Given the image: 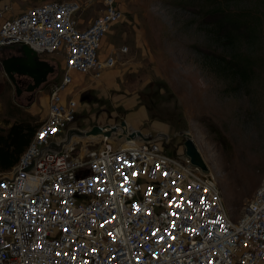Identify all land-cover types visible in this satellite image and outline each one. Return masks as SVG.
<instances>
[{
	"label": "built area",
	"instance_id": "2783aa9c",
	"mask_svg": "<svg viewBox=\"0 0 264 264\" xmlns=\"http://www.w3.org/2000/svg\"><path fill=\"white\" fill-rule=\"evenodd\" d=\"M98 1L100 12L81 26L75 1L11 15L0 0V49L25 45L63 58L61 76L47 83L46 119L18 162L0 171V264H264V177L233 220L209 168L163 137L112 136L115 126L98 134L95 149L65 147L76 128V100L65 96L74 74L99 78L115 62L99 49L122 20L118 0Z\"/></svg>",
	"mask_w": 264,
	"mask_h": 264
},
{
	"label": "rangeland",
	"instance_id": "374dc122",
	"mask_svg": "<svg viewBox=\"0 0 264 264\" xmlns=\"http://www.w3.org/2000/svg\"><path fill=\"white\" fill-rule=\"evenodd\" d=\"M4 1L11 15L75 1L81 26L100 12L98 0ZM117 7L122 20L99 49L114 65L100 78L76 74L65 94L76 100L72 127L116 126L112 136L139 131L167 139L174 152L187 134L236 220L264 177V0H118ZM62 61L61 54L31 56L18 45L0 49V132L46 119L47 83L61 76ZM44 64L52 67L45 74ZM97 138L73 135L65 147L76 143L73 154L85 153L98 147Z\"/></svg>",
	"mask_w": 264,
	"mask_h": 264
},
{
	"label": "water",
	"instance_id": "95a60500",
	"mask_svg": "<svg viewBox=\"0 0 264 264\" xmlns=\"http://www.w3.org/2000/svg\"><path fill=\"white\" fill-rule=\"evenodd\" d=\"M22 47L24 48V50L30 54L31 56H36L35 52L32 51L29 47L22 45ZM42 72L43 74H45L46 72L52 70V67L49 66L48 64H44L41 66ZM8 70V68H7ZM21 71L23 72H27L24 68H20ZM34 72H30V74H32L31 76H34V78H39L44 82L46 81L47 78H42L41 76H35L33 74ZM126 122H121L122 126H125ZM115 131V126L109 127L108 129L104 130V127L99 126V125H95L92 126L90 129L87 130H81L78 128H71L66 132V136H65V143L68 142V140L70 139L71 136L76 135L79 137H85V136H89V135H96V134H102L104 136H110V134ZM135 135H139L141 136V133L139 131H133L130 133L129 137H134ZM183 138L184 140L182 141V145L184 148V153L189 157L190 162L199 167L200 169H202L203 171H207L208 170V166L206 165L204 158L202 157L200 151L198 150L196 144L193 142L192 138L190 136H188L187 134H183ZM165 146L167 145H171L170 141L169 144L167 142L164 143ZM50 148H54L59 150L60 149V145H56L54 142L50 143Z\"/></svg>",
	"mask_w": 264,
	"mask_h": 264
},
{
	"label": "trees",
	"instance_id": "16d2710c",
	"mask_svg": "<svg viewBox=\"0 0 264 264\" xmlns=\"http://www.w3.org/2000/svg\"><path fill=\"white\" fill-rule=\"evenodd\" d=\"M39 125L15 123L0 132V171H7L18 162Z\"/></svg>",
	"mask_w": 264,
	"mask_h": 264
},
{
	"label": "crops",
	"instance_id": "0c3cea01",
	"mask_svg": "<svg viewBox=\"0 0 264 264\" xmlns=\"http://www.w3.org/2000/svg\"><path fill=\"white\" fill-rule=\"evenodd\" d=\"M102 74H103V73H102ZM76 76H77V75H76V74H74V80H75V81H76V78H77ZM100 77H101V76H100ZM100 77H99V78H100ZM76 82H77V81H76Z\"/></svg>",
	"mask_w": 264,
	"mask_h": 264
},
{
	"label": "snow or ice",
	"instance_id": "6c2138e0",
	"mask_svg": "<svg viewBox=\"0 0 264 264\" xmlns=\"http://www.w3.org/2000/svg\"><path fill=\"white\" fill-rule=\"evenodd\" d=\"M41 135H43V134H41ZM177 191L179 192V189H177ZM178 207H179V205H178Z\"/></svg>",
	"mask_w": 264,
	"mask_h": 264
}]
</instances>
